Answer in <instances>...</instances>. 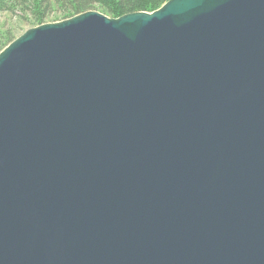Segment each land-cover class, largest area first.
Returning <instances> with one entry per match:
<instances>
[{
  "label": "water",
  "instance_id": "95a60500",
  "mask_svg": "<svg viewBox=\"0 0 264 264\" xmlns=\"http://www.w3.org/2000/svg\"><path fill=\"white\" fill-rule=\"evenodd\" d=\"M0 264H264V0L88 10L10 42Z\"/></svg>",
  "mask_w": 264,
  "mask_h": 264
},
{
  "label": "trees",
  "instance_id": "16d2710c",
  "mask_svg": "<svg viewBox=\"0 0 264 264\" xmlns=\"http://www.w3.org/2000/svg\"><path fill=\"white\" fill-rule=\"evenodd\" d=\"M168 0H0V12L16 15H28L33 23L41 25L49 19L53 8L68 19L99 6L101 11L113 18L127 13L145 11L153 12ZM56 10V9H55ZM57 10L55 12H57ZM0 37V42L9 41V35ZM12 42V41H10ZM0 44V47L2 46ZM7 46V45H6Z\"/></svg>",
  "mask_w": 264,
  "mask_h": 264
},
{
  "label": "rangeland",
  "instance_id": "374dc122",
  "mask_svg": "<svg viewBox=\"0 0 264 264\" xmlns=\"http://www.w3.org/2000/svg\"><path fill=\"white\" fill-rule=\"evenodd\" d=\"M55 9L57 10L56 7L53 8L54 10L52 11L53 13L50 14L49 19H47L45 23L64 20L62 19L64 16H62V14L58 12L59 9L57 10V12H55L56 11ZM91 10H98L102 12L99 6H95ZM36 26H38L37 23H33L31 21L30 16L28 15H24L20 13L16 15H11L9 13L0 12V37L4 36L3 35L4 33L5 35L7 34L10 36L9 37L10 39L8 42L3 41V44H1L0 42V44L2 45L0 47V52L6 47V45L10 43V41L15 40L17 37L23 34L26 30L36 27Z\"/></svg>",
  "mask_w": 264,
  "mask_h": 264
}]
</instances>
